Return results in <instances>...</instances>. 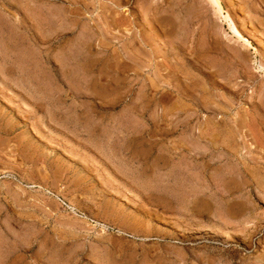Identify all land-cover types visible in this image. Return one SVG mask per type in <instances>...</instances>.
Wrapping results in <instances>:
<instances>
[{"label": "rangeland", "instance_id": "rangeland-1", "mask_svg": "<svg viewBox=\"0 0 264 264\" xmlns=\"http://www.w3.org/2000/svg\"><path fill=\"white\" fill-rule=\"evenodd\" d=\"M221 2L250 45L209 0H0V264H264V0Z\"/></svg>", "mask_w": 264, "mask_h": 264}, {"label": "bare ground", "instance_id": "bare-ground-1", "mask_svg": "<svg viewBox=\"0 0 264 264\" xmlns=\"http://www.w3.org/2000/svg\"><path fill=\"white\" fill-rule=\"evenodd\" d=\"M212 5L215 7L217 12H219L221 15H223L224 19L230 23V28L233 30L234 35L238 38L240 41H244L245 44L250 45V40L245 37L243 32L238 28L235 21L231 17L230 13L228 12L226 15L224 13V7L222 5L221 0H209ZM158 26V25H157ZM160 31H162L160 29ZM258 64V67L262 70H264V63L258 60H255ZM208 154V153H207ZM232 193V192H231ZM261 195V194H260ZM259 196V195H258ZM259 200V199H258ZM260 202V201H259ZM264 205V204H263ZM259 206V205H258ZM202 210V209H201Z\"/></svg>", "mask_w": 264, "mask_h": 264}]
</instances>
